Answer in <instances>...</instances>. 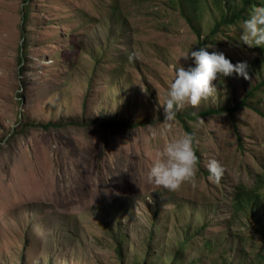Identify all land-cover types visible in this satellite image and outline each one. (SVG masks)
Instances as JSON below:
<instances>
[{"label":"rangeland","instance_id":"obj_1","mask_svg":"<svg viewBox=\"0 0 264 264\" xmlns=\"http://www.w3.org/2000/svg\"><path fill=\"white\" fill-rule=\"evenodd\" d=\"M243 8L0 0V264H264L253 213L235 210L244 186L264 216V117L255 110L264 114V87L235 115L188 120L200 151L195 187L147 179L156 153L188 132L177 117L165 123L161 106L174 69L190 63L185 52L208 40V51L247 61L249 78L218 74L214 97L185 102L183 115L235 107L264 82V47L238 42L242 20L213 37ZM211 158L224 167L218 182L208 179Z\"/></svg>","mask_w":264,"mask_h":264},{"label":"clouds","instance_id":"obj_2","mask_svg":"<svg viewBox=\"0 0 264 264\" xmlns=\"http://www.w3.org/2000/svg\"><path fill=\"white\" fill-rule=\"evenodd\" d=\"M238 42L251 46L264 47V4L254 6L247 17L239 24ZM214 45L208 44L191 49L182 56L190 61L187 66L174 69V75L164 93L162 109L165 123L175 120L177 111L185 102L193 106L202 100L214 97L217 85L213 81L217 75L249 78L248 62L233 63L222 51H208ZM137 57L132 51L128 55L131 62ZM208 179L218 182L223 175L224 167L215 158L206 164ZM198 157L194 149V137L184 132L166 142L156 153L155 159L147 170V179L157 186L170 191L177 190L185 182L194 187L197 184Z\"/></svg>","mask_w":264,"mask_h":264},{"label":"trees","instance_id":"obj_3","mask_svg":"<svg viewBox=\"0 0 264 264\" xmlns=\"http://www.w3.org/2000/svg\"><path fill=\"white\" fill-rule=\"evenodd\" d=\"M184 5L189 4V0H182ZM257 0H244V8L242 11L235 13L233 15H229L228 17H226L223 21H221L220 23H218L215 27V30L213 31V37H215L218 33H220L222 31V29L224 28H228V27H234L238 24L239 21L243 20L244 14L250 10V8H252ZM193 2V1H191ZM194 3V2H193ZM222 3H230V0H222ZM197 3H194L193 5L196 6ZM184 9V8H183ZM23 17H24V21L25 24L28 22V18H30V16L28 15V13L23 12ZM25 27L23 30V36L25 35ZM209 41H203L202 46L208 45ZM262 87H264V82L259 85L258 87H256L255 89L251 90L249 96L247 98H245V100L236 105L235 107H231V106H226L224 108H218V109H210L207 111L202 112L199 115H195V116H188V115H183L179 112V110L177 111V115L176 117L181 120L184 123V126L186 128V130L191 133L192 135H194V131L192 130V128L189 126V119L191 120H197L200 117H210L212 115H218L221 113H230L231 115H235L237 112H239L240 110H242L244 107L248 106V101L250 98H255L257 92H259ZM256 112L259 113L262 117H264V114L261 111H257V109L255 108ZM90 124L96 125V126H101L104 127L106 129H116V128H126L128 130H132L135 128H138L142 125H146L147 122H141V123H118V122H99V121H89ZM45 126V125H44ZM47 127V126H45ZM194 137V136H193ZM195 141V139H194ZM196 150V154L198 157V160L200 159V151L198 146L195 147ZM264 181V180H263ZM255 199H258L259 202L255 201ZM262 202H261V198L257 197V193L251 190H248L246 187L242 186L237 190V195H236V200H235V210L237 211H244L247 209H249V211L251 213H253L254 218L256 219L257 222V227H258V232L259 234L263 237L264 239V216H260L257 217V213L260 210V208H262Z\"/></svg>","mask_w":264,"mask_h":264}]
</instances>
